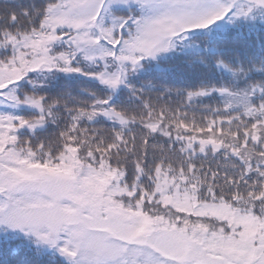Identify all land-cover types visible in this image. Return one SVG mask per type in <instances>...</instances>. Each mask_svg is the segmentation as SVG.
I'll return each instance as SVG.
<instances>
[{"label": "snow or ice", "instance_id": "snow-or-ice-1", "mask_svg": "<svg viewBox=\"0 0 264 264\" xmlns=\"http://www.w3.org/2000/svg\"><path fill=\"white\" fill-rule=\"evenodd\" d=\"M0 264H264V0H0Z\"/></svg>", "mask_w": 264, "mask_h": 264}, {"label": "trees", "instance_id": "trees-1", "mask_svg": "<svg viewBox=\"0 0 264 264\" xmlns=\"http://www.w3.org/2000/svg\"><path fill=\"white\" fill-rule=\"evenodd\" d=\"M0 247H2V245H0Z\"/></svg>", "mask_w": 264, "mask_h": 264}]
</instances>
